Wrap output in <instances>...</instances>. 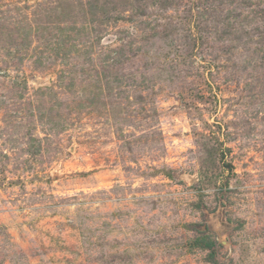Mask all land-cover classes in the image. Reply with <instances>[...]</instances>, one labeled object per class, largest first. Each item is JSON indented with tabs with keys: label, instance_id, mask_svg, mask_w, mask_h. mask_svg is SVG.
Here are the masks:
<instances>
[{
	"label": "rangeland",
	"instance_id": "rangeland-1",
	"mask_svg": "<svg viewBox=\"0 0 264 264\" xmlns=\"http://www.w3.org/2000/svg\"><path fill=\"white\" fill-rule=\"evenodd\" d=\"M0 264H264V0H0Z\"/></svg>",
	"mask_w": 264,
	"mask_h": 264
},
{
	"label": "trees",
	"instance_id": "trees-1",
	"mask_svg": "<svg viewBox=\"0 0 264 264\" xmlns=\"http://www.w3.org/2000/svg\"><path fill=\"white\" fill-rule=\"evenodd\" d=\"M197 247L202 248V249H207L211 247V242H209L206 238H197L195 240Z\"/></svg>",
	"mask_w": 264,
	"mask_h": 264
}]
</instances>
